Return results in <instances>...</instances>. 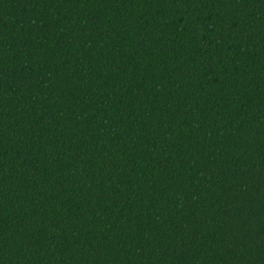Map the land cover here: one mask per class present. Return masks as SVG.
Returning <instances> with one entry per match:
<instances>
[{"label": "trees", "instance_id": "1", "mask_svg": "<svg viewBox=\"0 0 264 264\" xmlns=\"http://www.w3.org/2000/svg\"><path fill=\"white\" fill-rule=\"evenodd\" d=\"M0 264H264V0H0Z\"/></svg>", "mask_w": 264, "mask_h": 264}]
</instances>
